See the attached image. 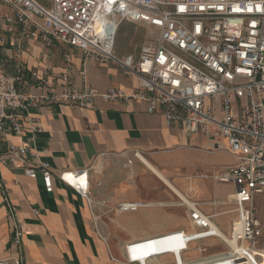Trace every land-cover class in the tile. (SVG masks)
I'll return each instance as SVG.
<instances>
[{
	"label": "built area",
	"instance_id": "built-area-1",
	"mask_svg": "<svg viewBox=\"0 0 264 264\" xmlns=\"http://www.w3.org/2000/svg\"><path fill=\"white\" fill-rule=\"evenodd\" d=\"M123 22L142 25L148 31L135 56L114 51ZM29 40H36L41 48L58 43L77 49L84 60L113 66L121 75L134 77L137 86L130 92L113 87L100 92L86 84L76 88L67 72L57 74L47 67L39 70L21 60ZM69 58L64 54L66 64ZM86 74L83 67L79 72L83 82ZM32 90L37 93H30ZM96 99L142 102L147 114L160 113L168 125H179L187 135L200 134L209 140L210 151L230 154L235 164L218 170L213 179L234 189L235 217L226 235L239 250L231 253L222 241L228 250L221 256L228 258L226 264H236V260L241 264L258 250L264 251V224L255 215V200L264 193V0H0V138L24 136L22 115L28 118V108L66 105L91 109ZM34 129L31 133L37 131ZM32 140L6 144L0 150V165L21 168L30 179L40 173L47 193L52 192L57 178L89 204L87 170L55 172L38 154L28 159ZM83 178L82 183L79 179ZM0 193L15 248L0 264H22L25 233L18 209L7 201V189L1 183ZM142 206L122 203L117 209L133 212ZM188 210L197 234L175 230L170 232L177 233L144 243L172 239L191 245L219 239L209 225L211 216L197 208ZM32 212L39 214L36 209ZM92 220L96 234L104 240L96 219ZM136 246L129 243L124 247L128 264H138L131 254ZM197 250L206 252L205 247ZM180 251L181 257L165 250L156 256L169 255L172 264H182L187 249Z\"/></svg>",
	"mask_w": 264,
	"mask_h": 264
},
{
	"label": "crops",
	"instance_id": "crops-1",
	"mask_svg": "<svg viewBox=\"0 0 264 264\" xmlns=\"http://www.w3.org/2000/svg\"><path fill=\"white\" fill-rule=\"evenodd\" d=\"M147 35L142 25L121 23L115 53L137 55ZM40 46L36 40H29L21 60L39 70L47 67L53 73L67 72L76 88L86 84L100 92L110 87L130 92L137 86L134 77L121 75L113 66L84 60L77 49L58 43ZM66 53L69 64L64 60ZM83 67L85 82L79 76ZM26 114L28 118L22 115L24 136L0 138V150L6 144L18 145L32 137L28 159L38 154L55 172L87 170L90 203L57 178L53 179L52 192L47 193L40 173L30 179L21 168L12 170L0 165V183L7 189V201L17 207L25 233L22 264H128L126 244L170 234V224H148L168 198L174 197L187 206L177 192L190 202L188 196L195 197L198 206H203L201 210H228L206 214L221 231L218 218L235 217L234 191L223 194L227 184L213 179L218 170L234 165L235 159L223 151H210L209 140L200 134L187 135L179 125H168L160 113L147 114L142 102L122 104L96 99L91 109L51 105L28 108ZM34 128L37 131L31 133ZM257 201L263 203L264 210V193L255 200V215L264 224ZM122 203L143 206L133 212L117 211ZM33 209L39 214L34 215ZM92 218L99 230L106 231V240L96 234ZM109 231L120 234L111 235ZM181 231L195 233L193 229ZM208 240L190 246H211L213 242ZM261 247L264 250V239ZM14 251L6 202L0 193V259ZM160 257L167 264L172 261L169 255ZM250 257L256 264H264V251ZM133 261L142 264L146 260L140 257Z\"/></svg>",
	"mask_w": 264,
	"mask_h": 264
},
{
	"label": "rangeland",
	"instance_id": "rangeland-1",
	"mask_svg": "<svg viewBox=\"0 0 264 264\" xmlns=\"http://www.w3.org/2000/svg\"><path fill=\"white\" fill-rule=\"evenodd\" d=\"M200 158H202L201 156H199ZM207 159H210L209 157L205 156ZM224 160L228 161V157H221ZM234 191L233 187H231V185H225L222 192L223 194H227L228 192ZM261 196V195H260ZM259 196V197H260ZM189 199L195 203L196 208L199 209V211L201 213H203L204 215H206L208 212H211L213 215L216 213L221 212H225L228 210H201V208L203 206H198L197 203V199H195V197H192L191 195L188 196ZM260 200V199H259ZM229 204L230 201H229ZM256 208L257 210L260 211V213L264 214V210H263V203L261 201H257L256 202ZM119 211V210H117ZM258 211V212H259ZM121 212V211H120ZM157 215L156 216H152L151 221H153L152 223L149 222L148 225L150 226H165L170 224L172 226V230L171 231H175V230H186L187 229H193L194 231V227L192 225V222L190 220V215H189V210L188 208L178 199L172 197V198H168L167 200H164L162 202V210H157ZM260 213H258V216H260ZM231 218V217H230ZM229 220L228 216H222L219 217L217 220V223L219 224L220 228L224 231H220L222 233H224L226 235V231H228V224H229ZM106 222H108V219H105ZM217 227V226H215ZM218 228V227H217ZM100 229V228H99ZM98 229V230H99ZM101 234V236L106 240V231L102 232L101 230H99ZM108 232V231H107ZM111 235H118L120 234V232H114V231H109ZM170 232V231H168ZM173 233H177V232H173ZM172 232H170V234H173ZM184 233V232H183ZM170 234H162L160 236L154 237V238H149L146 240H139V241H134L132 243H135V245H138L136 247H134V250L131 251V254L133 256V260H135V258H145V262L142 264H167L165 261V258L160 259V256H156L159 253H164L163 250H165L166 252H175L179 255V257L182 256L181 254V249L182 248H186L189 250L188 252L185 253V255L183 256V259L185 261V263L182 262V264H186L189 262H196L197 260H200L203 257L206 256H213L217 255V257L212 258L210 260L205 259L202 262H196V263H192V264H226V262L228 261V258H225L224 256H221V253H224L229 249H231L227 243H225V241L223 240H219V239H209L208 241H212L213 244L211 246H201L199 248H206V252L205 253H200L199 251H197L198 247H193L190 245H186L183 241L181 240H172V239H160L158 241H153L152 243H144V242H148L151 240H155V239H159V238H164L167 235ZM184 234H189V233H184ZM193 235L197 234V233H191ZM216 234V233H215ZM217 236V234H216ZM218 237V236H217ZM228 246V248L225 246ZM140 243H143L142 245H139ZM155 243V245H153ZM194 251H196V253H194ZM233 252V250H231V253ZM220 254V255H219ZM168 256V255H167ZM252 261L253 259L251 257H249ZM126 263V261H125ZM172 264V261L171 263ZM236 264H239V260H236ZM244 264V263H241Z\"/></svg>",
	"mask_w": 264,
	"mask_h": 264
},
{
	"label": "bare ground",
	"instance_id": "bare-ground-1",
	"mask_svg": "<svg viewBox=\"0 0 264 264\" xmlns=\"http://www.w3.org/2000/svg\"><path fill=\"white\" fill-rule=\"evenodd\" d=\"M79 181L80 182H84V179L82 180V179H79ZM71 184H72V186H75L76 184L74 183V181L73 182H71ZM177 194H178V196L183 200V202L190 208V209H194L195 211H196V206H194V204L192 203V202H190L189 200H187L185 197H183L181 194H179L178 192H177ZM125 205H128V204H125ZM209 225H210V227L213 229V230H215V233L217 234V236L221 239V240H223V241H225V243H227V245L231 248V250H233V252L234 251H238L239 250V246L237 245V244H235L234 242H231L229 239H228V237H227V235H225L224 233H222L217 227H215L211 222H209ZM227 246V247H228ZM257 252H260L261 254H263V251L262 250H258ZM244 264H256V263H254L249 257H247V259H246V262L244 263Z\"/></svg>",
	"mask_w": 264,
	"mask_h": 264
}]
</instances>
